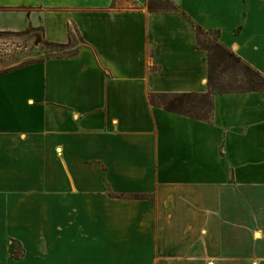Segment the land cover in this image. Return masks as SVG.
<instances>
[{"label": "crops", "instance_id": "obj_1", "mask_svg": "<svg viewBox=\"0 0 264 264\" xmlns=\"http://www.w3.org/2000/svg\"><path fill=\"white\" fill-rule=\"evenodd\" d=\"M148 1L0 0L71 51L0 72V264H264V90L150 100L208 91L197 25L264 74V0Z\"/></svg>", "mask_w": 264, "mask_h": 264}, {"label": "trees", "instance_id": "obj_2", "mask_svg": "<svg viewBox=\"0 0 264 264\" xmlns=\"http://www.w3.org/2000/svg\"><path fill=\"white\" fill-rule=\"evenodd\" d=\"M147 6L150 10L177 8V6L171 0H149ZM196 33L198 48L205 50L207 53L209 63L208 91L151 94L150 100L152 104L162 106L168 111L183 114L192 118L203 120L210 119L213 112V95L215 93H218L217 91H213V89L211 88L212 86L210 85L214 77L213 69L215 68L217 63L225 61L227 57L234 58L236 59V61L242 62L245 69V76L243 79L244 84L238 89L229 91L264 90V74L255 69L249 63L242 60L234 51L230 50L226 45H224L220 41V34L218 31L205 30L201 26L197 25ZM203 36L206 37L207 40H209L207 43L202 41ZM209 37H211V39ZM11 242L14 243V241ZM11 253L16 254V251L12 249Z\"/></svg>", "mask_w": 264, "mask_h": 264}, {"label": "rangeland", "instance_id": "obj_3", "mask_svg": "<svg viewBox=\"0 0 264 264\" xmlns=\"http://www.w3.org/2000/svg\"><path fill=\"white\" fill-rule=\"evenodd\" d=\"M120 1L122 0H118V2ZM28 32H0V72L24 63L71 53L70 50L66 51L60 45L47 43L35 33ZM209 38L211 39V37ZM202 41L207 43L209 40L203 36ZM213 70L214 77L210 84L213 91L234 90L244 84V66L242 62L236 61L234 58L227 57L225 61L217 63ZM10 244L14 247L17 246L13 242Z\"/></svg>", "mask_w": 264, "mask_h": 264}]
</instances>
